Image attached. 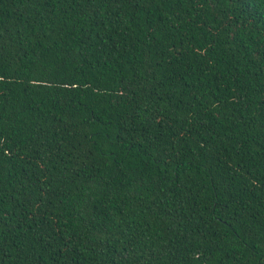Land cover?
Listing matches in <instances>:
<instances>
[{
  "label": "trees",
  "instance_id": "trees-1",
  "mask_svg": "<svg viewBox=\"0 0 264 264\" xmlns=\"http://www.w3.org/2000/svg\"><path fill=\"white\" fill-rule=\"evenodd\" d=\"M0 264H264V0H0Z\"/></svg>",
  "mask_w": 264,
  "mask_h": 264
}]
</instances>
